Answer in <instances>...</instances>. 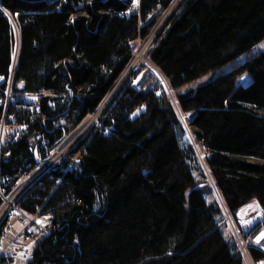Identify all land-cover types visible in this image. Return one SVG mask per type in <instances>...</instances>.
Returning a JSON list of instances; mask_svg holds the SVG:
<instances>
[{
  "label": "trees",
  "instance_id": "16d2710c",
  "mask_svg": "<svg viewBox=\"0 0 264 264\" xmlns=\"http://www.w3.org/2000/svg\"><path fill=\"white\" fill-rule=\"evenodd\" d=\"M174 2L140 0L139 12L125 14L132 0H0V97L11 84L7 115H16L5 118L0 105L4 195L96 113ZM12 20L20 39L10 80ZM263 40L264 0H180L144 52L149 65L136 63L97 124L23 194L21 210L49 217L28 264L264 261L224 222L227 212L237 223L254 200L264 212V51L179 90ZM183 117L206 148L205 167ZM262 228L264 218L249 234Z\"/></svg>",
  "mask_w": 264,
  "mask_h": 264
},
{
  "label": "rangeland",
  "instance_id": "374dc122",
  "mask_svg": "<svg viewBox=\"0 0 264 264\" xmlns=\"http://www.w3.org/2000/svg\"><path fill=\"white\" fill-rule=\"evenodd\" d=\"M179 1L180 0H175V2L172 5V7L164 14V16L162 17V19L158 23L157 27L154 29L155 31H153L152 35H150V37H148L146 40L139 41L136 44L135 55H136L137 52H141L143 54V56L141 58H139L133 64V67L136 65V63L139 60L144 61L147 64L149 63V62L145 61L146 60L144 58V52L145 51H143V48L149 46V44L152 41V39L154 38V36L157 34V32L159 31V29L161 28V26L164 24L165 20L167 19V17L171 13V11L177 6V4L179 3ZM136 2H137V0H132L131 7H134V5H135ZM131 7H130V10H131ZM12 23L14 25L15 34H16V36H17L18 39H17V49H16L15 55H14V63L12 65V67H11V77H10V80L12 79V77L15 74V72H13V68H15V71H16V65L15 64L17 63L18 57H19V39H20L19 38V36H20L19 27H17V24H16V22L14 20H12ZM261 51H264V40L262 42L258 43L255 47H253L252 50H250L248 53H245V54L241 55L240 57H238L237 59H235L233 62H231V63L223 66L220 69H217V70H214L212 72H209V73H206V74L202 75L200 78L196 79L195 81H192L190 83L185 84L179 90H186V89H189V88H192V87H197V86H199L201 84H204V83L208 82L209 80H211V79H213V78H215V77H217V76H219V75L227 72L228 70L232 69L234 66H238L239 64H241L242 62H244L248 57L253 56L254 54L259 53ZM135 55H134V58H135ZM124 74L120 78V80H119V82L117 84V87L121 84V82L126 78V76L129 73L125 77H124ZM248 81H249V77L248 76H244L242 78V80H241V83L246 84ZM117 87L111 92V94L108 96L107 100L96 111V113L88 116L86 119H84L82 121V123L77 128H75L74 130H72L65 137V139L55 149L52 150L53 151L52 155H49L48 157H46L45 160H44V162L42 164H45L48 159H51V161H53V162L56 161V163H59V162L62 161V159H64L69 154V152L76 146L77 142H79L82 138H84V136L87 134V132L95 124H97V122H98V115H99L100 111H102L105 108V105L107 104L108 100L113 95V93L116 91ZM166 87L168 89V86L167 85H166ZM8 91H11V93H12L11 84H10V87H8ZM183 121H184V124H185V126L187 128V135L185 137V141L187 143H189V144H192L195 147V149H196V151H197V153H198V155H199V157H200V159L202 161V164H204V162H203L204 161V157L207 155L206 148L203 145L197 143V141L195 142L194 138L191 135V132L189 131L190 129L187 126V119H185V117H183ZM6 125H7V123L6 122H3L2 128L8 129L6 127ZM22 129H25V126H21L20 130H22ZM36 140H38V138ZM60 153H61V155H59ZM77 157H78V155H77ZM42 164H40L30 175H34L37 172V170L40 168V166ZM204 167H205V164H204ZM30 175H28V176H30ZM28 176H26L23 180H21L19 182L18 186L15 189H17L18 187H20L21 185H23L24 182L28 179ZM38 179H36L33 182H31L30 185H29V187L27 188V190L30 187H32L33 185H35V183L38 182ZM211 184H212L213 187H215L214 184H213V182H211ZM27 190H25V192ZM215 190L216 189L214 188V191ZM215 194H216V192H215ZM262 214H263V209H262L261 205L258 204L256 201L250 202L248 205H246L244 208H242L238 212V220H237V223L232 218L229 217V215L227 214V212L225 213L224 222H226L227 231L230 234H233L235 236V238L239 242V244H240V246H241V248H242V250L244 252H246V248L248 246L254 245V242L253 241H254V237L255 236L253 234L250 235L249 232L251 230H253V228H256V226L261 222V220L263 219L262 218ZM17 216L18 215L16 213V215H15L16 218H15V221L13 223V228H14L15 232H20L22 230V227L20 226V224L17 221ZM38 222L40 224H42V226H44V227H49V217L48 216L38 217ZM240 229L242 231V234L241 235L239 233L240 232ZM244 235H247V238H245ZM10 237L12 238L13 235H10ZM28 247H29V254H31L32 253V249H33V244L28 243ZM245 257H246V263L245 264H255L253 261H251L248 258V256L246 254H245ZM17 264H28V261H26L24 259H19L17 261ZM260 264H264V262L261 261Z\"/></svg>",
  "mask_w": 264,
  "mask_h": 264
},
{
  "label": "built area",
  "instance_id": "2783aa9c",
  "mask_svg": "<svg viewBox=\"0 0 264 264\" xmlns=\"http://www.w3.org/2000/svg\"><path fill=\"white\" fill-rule=\"evenodd\" d=\"M139 5L140 0H138V3L134 7H131L129 12H125V14L139 12ZM13 72H15V68H13ZM13 96L14 94L11 91H7L5 98L0 97V105H4L5 118L8 117L15 121V114L7 115L9 102ZM33 98L37 100L38 96L34 95ZM36 110L39 111V105L36 106ZM3 122H5V119ZM19 134L18 132L14 136L15 140L19 139ZM37 138L39 139L40 137ZM52 153L53 151L50 155ZM55 164L56 161L53 162L51 159H48L34 175L28 176L24 184L13 190L10 195H4L0 189V195L4 199V203L0 209V264H17L19 259L29 260L31 254H29L28 243L35 246L47 235L49 227H44L38 222V215H29L21 210L20 200L30 183L40 178L49 170V166H54ZM6 180L10 181V177H7ZM16 213L18 215L17 221L22 227L20 232H15L13 228ZM10 235H13V237L11 238Z\"/></svg>",
  "mask_w": 264,
  "mask_h": 264
},
{
  "label": "bare ground",
  "instance_id": "6f19581e",
  "mask_svg": "<svg viewBox=\"0 0 264 264\" xmlns=\"http://www.w3.org/2000/svg\"><path fill=\"white\" fill-rule=\"evenodd\" d=\"M137 2H138V0H137ZM136 2V3H137ZM136 3H135V5H136ZM129 12V11H128ZM143 56V54L141 53V52H137L136 53V55H135V58L133 59V61H132V63L130 64V66H129V68L127 69V71L125 72V74H124V77L129 73V71L131 70V68L133 67V64L139 59V58H141ZM39 110H40V106H39ZM196 142V141H195ZM53 167V166H52ZM51 166L49 167V169L50 168H52ZM215 192H216V195L218 196V197H220V195H219V192L217 191V190H215ZM264 230V229H263ZM262 230V231H263ZM264 241L262 242V243H260V244H254L253 246H256V247H259L262 251H264L263 250V248H264ZM263 246V247H262Z\"/></svg>",
  "mask_w": 264,
  "mask_h": 264
},
{
  "label": "water",
  "instance_id": "95a60500",
  "mask_svg": "<svg viewBox=\"0 0 264 264\" xmlns=\"http://www.w3.org/2000/svg\"><path fill=\"white\" fill-rule=\"evenodd\" d=\"M147 47H145V48H143V51H145V49H146ZM101 112V111H100ZM100 114V113H99ZM262 234H264V230L263 231H261L255 238H254V243L255 244H260V243H262L263 241H264V238H261L262 237ZM258 238H260L259 240H258Z\"/></svg>",
  "mask_w": 264,
  "mask_h": 264
},
{
  "label": "crops",
  "instance_id": "0c3cea01",
  "mask_svg": "<svg viewBox=\"0 0 264 264\" xmlns=\"http://www.w3.org/2000/svg\"><path fill=\"white\" fill-rule=\"evenodd\" d=\"M254 201H256V202L259 204L258 200H254ZM262 218H264V212H263V214H262ZM262 220H263V219H262ZM263 229H264V228H262V230H263ZM262 230H261V231H262ZM261 231H260V232H261ZM260 232H259V233H260ZM259 233L255 234V237H256ZM255 237H254V238H255ZM262 262H264V261H262Z\"/></svg>",
  "mask_w": 264,
  "mask_h": 264
},
{
  "label": "snow or ice",
  "instance_id": "6c2138e0",
  "mask_svg": "<svg viewBox=\"0 0 264 264\" xmlns=\"http://www.w3.org/2000/svg\"><path fill=\"white\" fill-rule=\"evenodd\" d=\"M261 238H264V234H262V237ZM260 238H258V240H259Z\"/></svg>",
  "mask_w": 264,
  "mask_h": 264
}]
</instances>
